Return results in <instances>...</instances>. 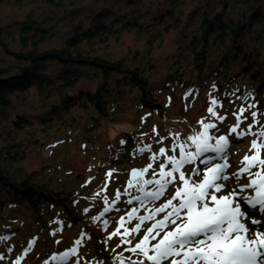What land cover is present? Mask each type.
<instances>
[{
  "label": "trees",
  "instance_id": "trees-1",
  "mask_svg": "<svg viewBox=\"0 0 264 264\" xmlns=\"http://www.w3.org/2000/svg\"><path fill=\"white\" fill-rule=\"evenodd\" d=\"M43 1L40 5L34 0H0V10L5 3L30 4L23 18L4 23L0 17V237H7L0 240V254L5 258L10 251L25 245L24 239L16 241L20 233L33 237V246L43 245L44 253L49 256L53 240L50 235L41 237V230H51L57 225L66 228L72 221L86 224L90 220L99 233L103 230V220L111 223L118 212L114 210L94 222L92 218L100 212L95 208L104 202L97 201L92 208V193L86 194L74 185L54 187L45 178L52 169H61L58 164L50 162L40 169H26L22 163L32 146L48 145L44 139L40 140L39 131L49 134L51 129L63 127L66 133L56 140L80 138L83 134L91 138L99 127L119 124L115 121L114 107L123 100L131 101L136 111L164 117L167 104L162 95L169 89L178 87L193 95L209 83L224 104L215 107L218 112L232 100L238 106H248L251 102L257 118L264 120V0ZM173 30L175 44L168 55V64L153 79L148 74L146 53L136 51L127 62L125 57L107 55L101 47L111 37L120 38L129 31L144 34L151 47ZM55 40L62 42L49 45ZM82 80L95 85L75 90ZM31 88L42 95L43 103L38 108L20 109L16 99ZM78 108L85 113L76 114ZM226 110L225 119L221 121L216 116L218 120L213 124L229 125L234 121V113ZM141 124L146 130L144 121ZM116 129L111 143L113 150L101 159L105 165H132L146 153L152 156L158 148L156 138L136 144L134 126ZM209 132L214 137L218 134L215 128ZM229 134L233 148L229 150L230 157H241L234 163L233 169H238L242 158L251 152V143L249 136L236 140ZM121 140L125 143L121 144ZM87 143H94V139ZM146 145L151 146V151H137ZM202 157L196 167H204L200 163ZM157 162H150L152 169L146 177H153ZM101 168H104L102 164ZM233 173L236 172H228L226 181L230 191L222 189L217 195L235 191L238 201L240 197L251 196L252 189L248 187L247 192H240L238 187L248 184L249 174L237 178ZM196 177L192 178L196 180ZM95 178L99 184L94 182ZM90 180L87 182L95 183L94 190L100 188L101 174ZM123 206L118 202L114 208L120 210ZM20 207L30 213L33 221L7 218L6 210ZM253 218L259 217L253 213L250 219ZM102 241L101 247L105 244ZM9 244H13L10 250ZM100 252L108 258L115 249L107 255L104 249Z\"/></svg>",
  "mask_w": 264,
  "mask_h": 264
},
{
  "label": "rangeland",
  "instance_id": "rangeland-1",
  "mask_svg": "<svg viewBox=\"0 0 264 264\" xmlns=\"http://www.w3.org/2000/svg\"><path fill=\"white\" fill-rule=\"evenodd\" d=\"M34 1H36L40 5L44 4L43 0ZM146 1L148 2L149 0ZM29 6V3H24L21 6L13 2L5 3L1 7L0 17L4 23L16 18H23ZM174 39L175 32L173 30L165 34L160 42H154L150 47L144 34H139L136 31H129L124 32L120 38L111 37L107 41V43L102 44L101 47L104 52L106 51L107 55L113 58L125 57L128 60L127 62H129V58L132 57L136 51H139V53H146L149 59L147 63L148 74L150 76V79H153L164 72V69L167 66L169 60L168 55L175 44ZM61 42V40H55L54 42L49 43V45H58ZM94 85V82L82 80L80 83H78L75 90L78 88H92L94 87ZM162 97L167 104V114L164 117H160L157 114L148 113L145 110L136 111L137 109L131 101H121L114 107V116L116 118L115 121L119 124L110 123L99 127L92 133L91 138L94 139V143L90 145L87 142H89L91 138H88L87 134H83L80 138L70 136V138L68 139L61 138L60 140H56L59 139L56 137H61L64 133H66L67 129L63 127L53 128L50 130L49 134H43V132L41 131L37 133V135L40 137V140L44 139V141H46L48 145L44 144L41 146H32L30 154L22 163L28 171L40 169L45 163L55 162L61 167V169H52L45 178L46 180L51 182L54 187L60 188L62 186L68 187L74 185L78 189L81 188L86 194L92 193V197L96 196V194L99 193V197L97 199H91L92 208L95 206V203L97 201H103L104 197H107L108 201L111 200L109 202V204H111L115 199L117 191L119 190V192L121 193L120 199L115 203H123L124 208L116 212V214L114 215L115 219L112 218L111 223L109 222V228H103V230L99 231V233L95 231L90 220H87L86 224L82 221H72L66 228H63L61 225H57L53 226L51 230H41L39 232L41 237L50 235L53 240L51 253L49 256L44 253L45 248L43 247V245L33 246V237H27L25 233H20L16 237V241H21V239H24L26 241L25 245L18 248L14 252L13 250L10 251V255L7 258H5L6 256L1 253L0 264H4V262H7L8 264H17V261H19V264H56V262L52 261L51 256L54 254L58 255L63 251H67L73 247H76L78 249V255L75 257H70L66 264H96V262L98 261H103V264H113V258L117 254L123 253L126 257L131 255V253L125 251V248L129 247V245H121L119 236L108 239L102 247L99 246V244L101 239L105 240V238L108 237L110 233L118 227L119 217L126 216L127 212L131 211L132 208L135 207L138 209V215L145 214L144 209L140 208L137 202L134 201L132 204L127 203V201L132 196L140 195V193L136 191L135 187L129 189L130 195H125L123 193L124 189L127 188L128 185V174L130 168L132 166H137L143 169V166L150 163L152 160L150 159L151 156L149 155V153H146L139 159H137L135 164L132 165L130 163H126L123 166L117 163L106 165L102 163L101 159L108 156L110 150H113L111 148V143L114 140L115 134L118 132L116 128H126L128 126H134L136 131L134 134L136 144H141L142 142L149 143L151 139L156 138L157 140H159L156 146L158 148L155 152H153V154H156L158 156L159 149L163 147L166 150L167 156H176L177 158H179V148L177 147L175 151H172L174 145L184 144L186 151H194L195 147L188 138L191 136H195L203 131L201 121H203L204 123H216L215 121L218 120L215 118L216 116H211V114H209L207 111V108L211 106V100L215 99L218 102L217 106L224 105L222 101L219 100L218 95L213 92L212 83H209L197 94L191 95L176 87L169 89L162 95ZM43 101L44 99L42 95L39 94L37 89L31 88L22 95V98L16 99V104L20 109L29 110L30 108H38L43 103ZM236 102L237 101L232 100L229 104L225 105L228 111H230L231 113H238L241 107L247 108V105L242 104L241 106H238ZM249 103L251 104V102ZM226 108L221 109L220 112H218V108L214 109L217 113L218 118L221 116L225 117L227 111ZM252 112H255L254 108H251L244 112L243 116L241 117L243 123H241L240 129H246L250 124L253 125V132L260 131L262 128H264V120H259V118H257L256 116V121L254 122L251 115ZM75 113L79 114L85 112L83 109L78 108ZM141 121H144L147 131L142 127ZM233 122H230L229 125H227L225 122H222L220 126L216 125L215 129L217 130L218 134H216L214 137V135L209 132V135L213 138H218L222 135L226 136L228 139L231 138L229 131L230 127L234 126L236 123L235 116ZM75 128L76 130L80 131L79 126ZM51 139H53L54 141ZM252 139L253 137L249 136L250 143ZM212 142H214V140ZM242 142H238L237 144H241ZM231 147L232 146H230V150L233 149ZM148 151H151V149ZM250 151L251 152L247 156L251 157L255 155V150H252L251 146ZM229 154L230 151H228L226 157V161L229 165L227 173L230 170L238 172L242 167V164L238 169H235L236 167L234 166V163L241 157H230ZM203 157L201 158V160L206 159L207 157H213V163L225 162L223 155L218 157L215 153H207V155ZM260 158L264 159V147L260 149ZM243 159L244 157L242 158V161ZM157 161L158 162L154 171L158 172L160 164L165 163L166 156L159 157ZM196 163L197 161L194 164L185 165L181 170L184 171L186 178L190 177L191 180L198 182L203 178V174L201 173L200 175H197L195 180L192 178L194 175L192 170L193 168L204 169L205 165L203 168L196 167ZM101 164L102 166H104V168L100 169ZM233 167L235 168L233 169ZM99 169V174H101V186L99 189L94 190V184H99L98 179H94V184L87 182V180H90L97 175L99 176V174L97 173ZM109 171H112L111 177H108L106 175ZM256 171H260V169H251V172L253 174ZM176 175L178 177V174ZM145 177L146 175L144 176V178ZM152 178V176H147L145 179ZM254 178V175L249 174L248 184H250L251 180ZM248 184H240L238 186L240 187L239 191L247 192L248 187H246V185ZM181 186L182 184L177 178L174 184L169 185L164 196L159 201L155 202V205L147 204V207L151 208L153 206H159L160 204L164 203L167 199L171 198V196L175 193L176 188ZM230 188V185L226 181H224V187L222 189L230 191ZM152 189L153 186L149 185L146 190ZM229 193H226L224 195H228ZM251 193L252 195L255 194L253 189ZM234 199L238 201L236 196L234 197ZM106 206L108 205H105L104 203L103 205L100 204L96 206L95 211L96 209L102 211ZM108 214H111V212L107 213V215ZM256 214L259 217V214ZM5 215L8 219L24 220L27 222L33 221L32 216L24 207L6 210ZM61 220H63V218ZM249 221L250 217L248 219H245L243 222L250 229L260 228V226L251 225ZM135 222L136 221H133L132 224L126 223L125 227L131 228L134 226ZM150 223L151 222H148L143 226V229L141 230L139 235H137L136 240L133 243L138 242V240L142 238L147 227H150ZM81 233H85L86 238H83L82 244L77 246L75 244V241L77 239H81ZM252 234L253 233L250 232L249 236L251 237ZM110 241H112V244ZM152 243H155V241H153ZM9 245L10 250L13 244ZM103 249L106 250V252H104L106 255L111 249H115V253H109L107 258L104 257L100 252ZM133 259H135V257H133ZM145 264H148V262L145 261Z\"/></svg>",
  "mask_w": 264,
  "mask_h": 264
},
{
  "label": "snow or ice",
  "instance_id": "snow-or-ice-1",
  "mask_svg": "<svg viewBox=\"0 0 264 264\" xmlns=\"http://www.w3.org/2000/svg\"><path fill=\"white\" fill-rule=\"evenodd\" d=\"M244 99L246 100L247 97ZM217 105L218 102L212 99L211 106L207 108L208 113L213 117L217 116L214 110ZM253 107L254 105L249 104L247 108L241 107L238 113L233 114L236 123L230 127V133L236 140H241L245 136L253 137L251 149L255 150V155L251 157L246 155L241 161L240 170L232 175L237 178L245 173L254 175L255 178L246 187L253 189L255 194L240 197L239 201L234 199L237 195L235 191L228 195L217 196L224 187L220 181L229 179L226 157L232 142L223 135L218 138L210 136L209 129L216 128V125L201 121L203 131L188 138L195 147L194 151H186L184 144H176L172 151L179 148V158H177L167 156L165 148L161 147L159 155L153 154L150 159L155 161L159 157L166 156V161L160 164L158 172L153 171L152 179H144L145 174L152 169L151 163L142 170L131 171L132 178L128 180L123 194L130 195L129 189L135 187L140 195L132 196L127 203L137 202L140 208L144 209L145 214L138 215V209L132 208L126 216L119 217L118 227L102 241L106 243L108 239L119 236L121 245H129L125 251L131 255L126 257L123 253H119L113 258V264H145V261L148 264H264V159L260 158V149L264 147V128L253 132V125L250 124L246 129H240L243 123L241 117L245 111ZM251 115L255 122L257 113L252 112ZM219 119L223 121L225 117L221 116ZM124 143L125 141L121 140V144ZM150 148V145H146L137 151L144 153ZM205 153H215L218 157L223 155L225 162L213 163L214 158L207 157L200 160V163L205 165L203 170L199 168L192 170L194 175H200L202 172L203 178L198 182L191 180L190 177L186 178L181 169L185 165L194 164ZM253 168H259L260 171L253 174L251 172ZM106 175L111 177L112 171ZM177 178L182 186L176 188L171 198L159 206L148 208L147 204L155 205ZM149 185L153 186L152 190H146ZM120 195L118 190L111 204L107 197H104L103 202L108 206L93 217V221H101L105 214L114 210L119 211L114 206ZM98 197L99 193L92 199ZM87 211L86 208L85 212ZM253 213H258L259 218L250 219L249 223L260 226L259 229H250L243 222ZM133 221H136L133 227H125L126 223L132 224ZM148 222H151L150 227H147L138 242L133 243ZM108 226L109 221L103 220V228L107 229ZM250 232L253 233L251 237ZM83 238H86L85 233H81V239H77L75 244L81 245ZM6 239L7 237H0V240ZM153 241L155 243H152ZM77 255L78 249L73 247L58 255H52L51 259L56 264H66L70 257ZM96 264H103V261H98Z\"/></svg>",
  "mask_w": 264,
  "mask_h": 264
},
{
  "label": "water",
  "instance_id": "water-1",
  "mask_svg": "<svg viewBox=\"0 0 264 264\" xmlns=\"http://www.w3.org/2000/svg\"><path fill=\"white\" fill-rule=\"evenodd\" d=\"M250 104V103H249ZM133 169H140V170H142L141 168H139V167H137V166H132L131 168H130V170H129V174H128V179L130 180L132 177H131V171L133 170Z\"/></svg>",
  "mask_w": 264,
  "mask_h": 264
}]
</instances>
